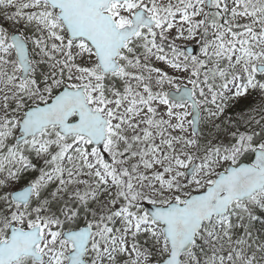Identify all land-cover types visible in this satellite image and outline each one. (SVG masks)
Returning a JSON list of instances; mask_svg holds the SVG:
<instances>
[{"label": "snow or ice", "instance_id": "obj_1", "mask_svg": "<svg viewBox=\"0 0 264 264\" xmlns=\"http://www.w3.org/2000/svg\"><path fill=\"white\" fill-rule=\"evenodd\" d=\"M0 264H264V0H0Z\"/></svg>", "mask_w": 264, "mask_h": 264}]
</instances>
